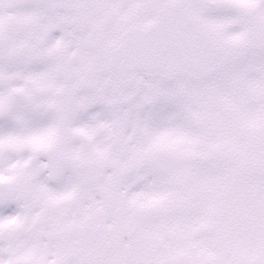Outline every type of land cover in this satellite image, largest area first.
<instances>
[{
    "label": "snow or ice",
    "instance_id": "snow-or-ice-1",
    "mask_svg": "<svg viewBox=\"0 0 264 264\" xmlns=\"http://www.w3.org/2000/svg\"><path fill=\"white\" fill-rule=\"evenodd\" d=\"M0 264H264V0H0Z\"/></svg>",
    "mask_w": 264,
    "mask_h": 264
}]
</instances>
